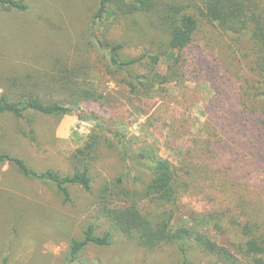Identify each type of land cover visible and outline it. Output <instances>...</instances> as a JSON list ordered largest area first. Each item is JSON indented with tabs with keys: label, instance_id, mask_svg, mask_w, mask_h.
<instances>
[{
	"label": "rangeland",
	"instance_id": "374dc122",
	"mask_svg": "<svg viewBox=\"0 0 264 264\" xmlns=\"http://www.w3.org/2000/svg\"><path fill=\"white\" fill-rule=\"evenodd\" d=\"M23 1L27 11L0 12V93H8L5 83L15 77L45 101L62 100L66 92L40 79L58 75L60 64L64 65L69 72L87 76L103 95L100 101L81 105L83 115L87 119L96 116L103 131L93 151L90 190L70 187L67 202L52 184L24 178L12 166L0 164V264H181L173 245L146 250L120 234L110 246L88 245L70 261L71 241L81 240L87 226L94 225L98 235L112 231L101 212L103 205L118 207L133 199L140 208L156 211L142 196L149 172L136 165L128 170L108 131L123 135L131 151L153 148L170 162L171 176L181 184L175 223L221 243L233 239L231 232L217 238L221 230L207 224L204 217L220 200L246 197L251 192L259 195L252 187L255 173L253 179L237 184L232 180L233 175L250 169L240 157L239 144L244 137L231 133L228 120L230 112L239 110L238 86L247 71L244 33H230L201 21L190 48L180 53L178 73L173 74L164 61L168 36L157 15L135 14L106 22L98 33L122 45L123 59L141 55L160 58L155 67L144 61L131 68L134 74L151 77L156 72L169 77L166 84L155 86L145 96L142 87L130 93L125 73L110 69L97 49L91 34L95 0ZM155 1L160 6H186L191 14L201 2ZM255 1L264 17V0ZM199 56L206 58L205 64L197 63ZM213 64L221 71L211 85L205 72L206 65ZM93 132V124L81 121L76 111L47 116L26 112L22 119L0 112V153L22 159L37 172L71 173L75 149ZM213 141L226 146L220 158L211 157L207 149ZM236 151L240 155L237 160ZM229 161L233 164L226 167ZM190 261L217 264L214 256L200 251L191 253Z\"/></svg>",
	"mask_w": 264,
	"mask_h": 264
},
{
	"label": "trees",
	"instance_id": "16d2710c",
	"mask_svg": "<svg viewBox=\"0 0 264 264\" xmlns=\"http://www.w3.org/2000/svg\"><path fill=\"white\" fill-rule=\"evenodd\" d=\"M95 1L91 34L96 41L97 49L102 53L110 69L125 73L129 92L134 94L142 87L146 96L155 86L166 84L169 77L156 72H151V77L134 74L131 71L132 67L144 64V61L155 67L161 61L160 58L141 55L137 58L123 59L120 55L122 45L112 43L98 33L99 28L106 22H115L121 17L135 14L157 15L156 19L160 20L159 24L168 36V54L164 61L166 66L172 69L173 74L178 73L180 53L190 48L201 21L217 24L230 33H244L246 41L243 57L247 61V71H244L242 82L238 86L236 104L239 110L230 112L228 120L231 133L245 139L239 144L241 156L236 151L234 159L242 157L250 169L245 170L243 175L241 173L233 175L232 180L237 184L243 179H253L255 173L252 187L259 195L251 192L246 197L228 198L217 202L219 205H215V209L204 217V221L215 230H221L219 234L216 232L219 236L217 238H225L223 236L229 232L234 235L233 239H222V243L215 241L209 235L181 222L175 223L174 216L181 197V184L178 179L171 176L170 162L159 157L153 148L133 152L124 141L123 135L108 131L115 144L119 146L127 169L131 170L132 166L136 165L145 167L149 172L150 181L144 188L142 196L149 204L155 206L156 211L140 208L133 199L123 206L103 205L101 212L112 231L98 235L94 225L87 226L81 240L71 241L70 261H75L78 254L88 245L110 246L114 237L120 234L146 250L173 245L181 258V264H192L190 255L195 251L214 256L217 264H264V17L258 3L255 0H201L199 5H195V13L191 14L186 6L177 4L160 6L155 0ZM28 8L23 0H0V12L11 10L24 12ZM205 59L199 56L197 63L205 64ZM213 65H206L205 72L211 85L221 71V67ZM40 80L48 81L52 87L66 92V98L45 101L40 94L28 90L20 79L12 77L5 83L10 88L8 93H0V112L22 119L26 112L47 116L76 111L81 121L89 120L93 124L96 133L93 132L81 147L75 149L71 173L62 174L53 170L37 172L29 168L22 159L6 153H0V164L12 166L24 178L52 184L63 201L67 202L70 199V187L90 190V165L99 132L103 131V127L96 116L87 119L81 111V105L100 101L103 95L87 76L80 77L69 72V69L61 64L58 75ZM19 87H22L21 90L13 91V88ZM28 124L32 127L33 121L29 119ZM32 131L31 129L30 132ZM207 149L215 159L223 155L226 146L222 147L220 141H213L207 144ZM232 154L234 155V151ZM231 164L232 161L227 162L226 167ZM228 170L227 168L226 171Z\"/></svg>",
	"mask_w": 264,
	"mask_h": 264
}]
</instances>
